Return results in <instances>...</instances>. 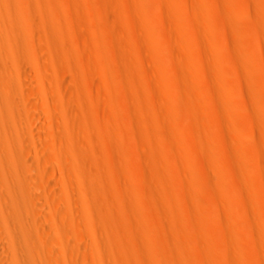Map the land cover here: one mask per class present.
Returning <instances> with one entry per match:
<instances>
[{
    "label": "bare ground",
    "instance_id": "6f19581e",
    "mask_svg": "<svg viewBox=\"0 0 264 264\" xmlns=\"http://www.w3.org/2000/svg\"><path fill=\"white\" fill-rule=\"evenodd\" d=\"M263 174L264 0H0V264H264Z\"/></svg>",
    "mask_w": 264,
    "mask_h": 264
},
{
    "label": "rangeland",
    "instance_id": "374dc122",
    "mask_svg": "<svg viewBox=\"0 0 264 264\" xmlns=\"http://www.w3.org/2000/svg\"><path fill=\"white\" fill-rule=\"evenodd\" d=\"M189 3H190V2H189ZM191 4H192V3H191ZM191 4H188V3H187V5H185V6L188 7V9H190V10L193 11L194 9L192 8ZM192 5H193V4H192ZM111 13H112L111 11L108 12V14H111ZM194 20H195V19H194ZM75 109H78V108L75 107ZM263 176H264V174H263Z\"/></svg>",
    "mask_w": 264,
    "mask_h": 264
}]
</instances>
